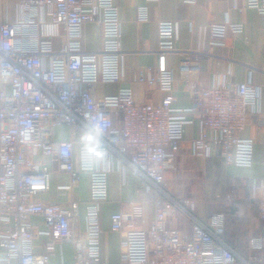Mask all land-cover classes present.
I'll list each match as a JSON object with an SVG mask.
<instances>
[{
	"label": "built area",
	"instance_id": "obj_1",
	"mask_svg": "<svg viewBox=\"0 0 264 264\" xmlns=\"http://www.w3.org/2000/svg\"><path fill=\"white\" fill-rule=\"evenodd\" d=\"M12 2L15 20L10 17L8 0H0V82L10 87V91L0 90V264H49L56 245L66 242L75 245L74 259L61 264H111L100 255V203L108 199V174L113 169L110 157L114 154L143 179L138 189L141 198L130 201L131 212L112 215V230L125 231L121 259L114 264H257L255 252L264 250V237H251L247 253L237 250L226 239V213L197 216L195 200L171 192L166 175L177 170L185 126L195 120L202 125L194 140L197 153L219 158L226 165L251 166L254 140L243 131L251 115H256L258 126L264 124L261 86L251 80L192 85L194 104L179 107L174 73L162 65L141 70L137 78L165 92L160 102H137L130 87L98 97V82H120L124 76L121 20L114 0ZM248 4L264 12V0H248ZM140 14L142 19L147 17L145 10ZM91 22L102 25L104 43L98 51L85 50L82 45L83 26ZM59 27L66 40L56 48ZM228 29L236 32L242 26L230 21L213 23L212 43H224ZM158 31L161 52L174 50L177 23L162 20ZM204 55L185 51L181 73H193ZM64 124L69 126L71 138L55 140V128ZM90 128L102 133L104 155L84 163L81 137L76 135ZM39 155L49 156L50 163ZM81 170L91 175L83 235L72 225L77 202L67 209L60 202L34 198L38 191L50 190L54 171L71 176L68 183L58 185L59 194L65 195ZM261 188L264 182L255 180L254 197ZM145 193L155 202V217L148 227L138 229L134 226L142 216ZM227 194L217 197L227 199ZM180 211L192 221L190 232L171 222ZM33 215L45 219V229L34 230ZM258 217L264 220V198ZM37 233L49 236L42 251L35 249Z\"/></svg>",
	"mask_w": 264,
	"mask_h": 264
},
{
	"label": "crops",
	"instance_id": "obj_2",
	"mask_svg": "<svg viewBox=\"0 0 264 264\" xmlns=\"http://www.w3.org/2000/svg\"><path fill=\"white\" fill-rule=\"evenodd\" d=\"M114 3L119 9L121 20L124 76L120 82H98L95 86L98 97L115 94L122 87H130L137 102L158 103L165 92L158 87H150L137 78L143 69H157L164 65L175 76L176 106L190 107L194 104L190 89L192 85L210 87L230 81L251 80L261 86L260 107L264 119V12L250 6L248 0H114ZM142 10L146 11L145 19L140 16ZM16 18L17 14L11 19ZM162 20L177 23L178 40L174 50L161 52L159 48L158 26ZM48 21H52L51 17H48ZM225 21L240 24L242 29L236 32L228 29L224 43H212V24ZM65 36L64 30L59 27L58 35L54 37L56 48L62 46ZM103 43L102 25L98 22L86 23L83 26V48L98 51L102 49ZM188 50L204 52L205 55L200 59L196 70L185 75L180 71V63L183 53ZM2 89L10 91L8 85L0 82V90ZM201 129L199 120L186 124L176 161L178 168L166 175L168 188L171 192H181L185 197L204 195L207 189L212 191L217 186L216 191L222 188V195L229 193L227 199H220L227 216L229 236L237 249L248 250L251 237H264V220L258 217L264 188L258 190L256 197L253 191L255 180L264 182V124L258 126L256 115H251L248 126L243 131L245 137L254 140V162L251 166L226 165L219 158L197 153L194 140L200 136ZM82 135L83 132H79L76 136L80 138ZM69 138L71 132L68 125L55 128V140ZM39 158L50 163L49 156L39 155ZM110 158L113 169L108 174V199L100 203V255L103 261L114 264L121 259L125 231L112 230V215L131 212L130 201L141 198L138 189L143 179L131 166L123 165L117 155H111ZM75 162L78 166V160ZM98 166H101V160L98 161ZM70 179V174L65 171L52 172L50 190L38 191L34 198L60 202L67 209L71 208L73 202H77L72 213V225L75 232L83 235L87 227V206L91 198V175L88 170H81L71 189L65 195L59 194L58 185L68 183ZM142 197L145 198L141 203L142 216L134 226L138 229L148 227L155 217L153 198L146 193ZM194 199V213L207 218L213 212L211 206L214 207L215 202L211 199L205 202L203 198ZM30 221L35 231L46 228L42 216L33 215ZM171 222L185 232L191 231L192 221L185 211L176 213ZM48 241L49 236L37 233L34 237L35 249L42 251ZM74 252L75 245L72 242L57 244L55 255L49 264L70 263L74 259ZM255 254L257 263L264 264V250Z\"/></svg>",
	"mask_w": 264,
	"mask_h": 264
},
{
	"label": "clouds",
	"instance_id": "obj_3",
	"mask_svg": "<svg viewBox=\"0 0 264 264\" xmlns=\"http://www.w3.org/2000/svg\"><path fill=\"white\" fill-rule=\"evenodd\" d=\"M102 133L98 129H88L81 136V159L82 162L88 163L92 159H102L103 143Z\"/></svg>",
	"mask_w": 264,
	"mask_h": 264
},
{
	"label": "rangeland",
	"instance_id": "obj_4",
	"mask_svg": "<svg viewBox=\"0 0 264 264\" xmlns=\"http://www.w3.org/2000/svg\"><path fill=\"white\" fill-rule=\"evenodd\" d=\"M8 4H9V13H10V17L11 18H13V17H16V7H15V4L12 2V0H8ZM218 188V186L217 187H214V189H212V191H208V189H207V194L205 193L204 195L203 194H201V195H196V196H194L195 198H199V199H204V202L206 201V200H208V201H210V199H211V201L213 202H215V205H214V207L213 206H211L212 204H210V206H211V208H212V210H213V212L212 213H214V212H219V211H223V207H222V200H220V198H218L217 197V194H220V195H222V188L221 189H219L218 191H216V189ZM221 190V191H220ZM217 192V193H216ZM216 194V195H215ZM216 196V197H215ZM194 197H192V196H188V198H193L194 199ZM195 200V199H194ZM196 201V200H195ZM218 206H217V205ZM249 249V248H248ZM247 250V249H246ZM243 251V253H247L248 252V250L247 251Z\"/></svg>",
	"mask_w": 264,
	"mask_h": 264
},
{
	"label": "trees",
	"instance_id": "obj_5",
	"mask_svg": "<svg viewBox=\"0 0 264 264\" xmlns=\"http://www.w3.org/2000/svg\"><path fill=\"white\" fill-rule=\"evenodd\" d=\"M221 199V198H220ZM226 218H227V216H226ZM228 227V224H227V220H226V239L228 240V242L233 246V247H235V244H234V242H232L231 241V237L229 236V228H227ZM236 249H237V247H235ZM247 248H245L244 250H241V249H237V250H239V251H241V252H243V251H245ZM258 264V263H257Z\"/></svg>",
	"mask_w": 264,
	"mask_h": 264
}]
</instances>
